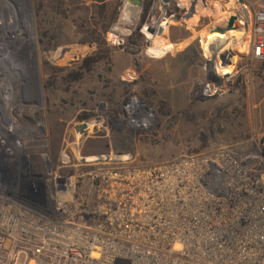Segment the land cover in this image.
Segmentation results:
<instances>
[{
  "label": "built area",
  "instance_id": "1",
  "mask_svg": "<svg viewBox=\"0 0 264 264\" xmlns=\"http://www.w3.org/2000/svg\"><path fill=\"white\" fill-rule=\"evenodd\" d=\"M249 3V51L261 60L264 0ZM26 21L0 6V264H264L259 156L223 146L159 163L113 151L53 160ZM126 110L148 124L137 98Z\"/></svg>",
  "mask_w": 264,
  "mask_h": 264
},
{
  "label": "rangeland",
  "instance_id": "2",
  "mask_svg": "<svg viewBox=\"0 0 264 264\" xmlns=\"http://www.w3.org/2000/svg\"><path fill=\"white\" fill-rule=\"evenodd\" d=\"M250 1L172 0L164 10L162 0H153L141 23L142 5L122 0L106 43H89L82 39L94 11L77 0L60 10L49 0H31L33 20L26 28H33L30 38L41 61L53 160L70 153L95 161L94 154L113 151L159 163L233 146L262 158L256 163L264 173V59L249 51ZM231 15L238 16L236 28L213 42L210 31L226 28ZM97 50L103 58L92 70L81 68ZM208 82L219 90L205 93ZM133 97L148 124L130 122L126 105ZM85 122L88 128L81 132Z\"/></svg>",
  "mask_w": 264,
  "mask_h": 264
},
{
  "label": "trees",
  "instance_id": "3",
  "mask_svg": "<svg viewBox=\"0 0 264 264\" xmlns=\"http://www.w3.org/2000/svg\"><path fill=\"white\" fill-rule=\"evenodd\" d=\"M52 7L60 10V8L67 3L68 0H49ZM79 5L87 8L92 14L94 22L86 29L88 33H85L82 42L106 43V34L109 31L111 25L116 22L119 17V8L122 5V0H77ZM153 0H149L147 3L143 2V12L141 16V23L145 22L151 7ZM238 7L240 5H237ZM113 7V8H112ZM169 13V11L167 10ZM109 49L107 48V53ZM103 57L99 55V51H94L93 54L85 58L81 68L92 70L94 65L98 63Z\"/></svg>",
  "mask_w": 264,
  "mask_h": 264
},
{
  "label": "flooded vegetation",
  "instance_id": "4",
  "mask_svg": "<svg viewBox=\"0 0 264 264\" xmlns=\"http://www.w3.org/2000/svg\"><path fill=\"white\" fill-rule=\"evenodd\" d=\"M0 6L3 7L6 13L18 14L19 17L22 19L28 20L32 18L33 20V10H32L31 0H0ZM32 44H33L32 47H34L35 50L32 52L31 61H34V64L36 65V62L38 61V57H37L38 51L36 50L37 44L35 41H33ZM35 80L40 81V79H38L37 77ZM42 88H44V85L42 86Z\"/></svg>",
  "mask_w": 264,
  "mask_h": 264
},
{
  "label": "water",
  "instance_id": "5",
  "mask_svg": "<svg viewBox=\"0 0 264 264\" xmlns=\"http://www.w3.org/2000/svg\"><path fill=\"white\" fill-rule=\"evenodd\" d=\"M163 3H162V7L164 8V10H166V8L168 7L169 3L172 1V0H162ZM129 3L131 4H134V5H137V6H141L142 5V0H128ZM191 13H194L196 11V7H195V3L193 2L192 5H191V9H190ZM238 20V16L237 15H231L229 21H228V24H227V27L226 28H215V29H212L210 31V37H211V40L216 41L219 39V34L222 33V34H226L227 31H230L234 28H236V21ZM163 20L162 19H158L157 23L159 25V31L162 30V22ZM149 31H151L152 33L155 32V29L153 27H150L148 26L147 27ZM32 32H33V28L31 29ZM31 33V32H30ZM30 33H27L26 32V35L30 38ZM33 38V37H32ZM219 47V46H218ZM88 128V124L87 122L83 123V125L81 126V132H84L85 129Z\"/></svg>",
  "mask_w": 264,
  "mask_h": 264
},
{
  "label": "bare ground",
  "instance_id": "6",
  "mask_svg": "<svg viewBox=\"0 0 264 264\" xmlns=\"http://www.w3.org/2000/svg\"><path fill=\"white\" fill-rule=\"evenodd\" d=\"M245 21V18H243V22ZM25 23H27V24H29V20H27ZM26 28V27H25ZM29 28H26V29H23L24 31H29V33H30V30H28ZM31 33H32V30H31ZM31 33H30V35H31ZM32 37V36H31ZM20 40L21 39V35L20 34H17V33H15V34H13V37H9L8 38V42H7V44L9 43V41H13V40ZM21 68L20 67V65L18 66L17 65V68ZM16 75H18L19 77L21 76V70H19V69H16ZM24 86H25V84H24ZM25 88H27V86H25ZM29 88L28 89H26V91H28V93H29ZM65 191H60L59 193H58V197L61 199V200H66V199H70V197H71V195H61V193H64Z\"/></svg>",
  "mask_w": 264,
  "mask_h": 264
},
{
  "label": "crops",
  "instance_id": "7",
  "mask_svg": "<svg viewBox=\"0 0 264 264\" xmlns=\"http://www.w3.org/2000/svg\"><path fill=\"white\" fill-rule=\"evenodd\" d=\"M177 1L179 2V0H177ZM245 22H246V21H245ZM241 23H244V22H243V19H242ZM247 23H248V21H247ZM247 23H246V24H247Z\"/></svg>",
  "mask_w": 264,
  "mask_h": 264
}]
</instances>
